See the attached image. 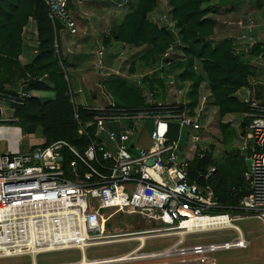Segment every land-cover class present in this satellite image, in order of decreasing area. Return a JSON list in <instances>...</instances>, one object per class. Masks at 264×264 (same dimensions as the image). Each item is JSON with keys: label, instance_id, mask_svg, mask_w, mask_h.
Returning <instances> with one entry per match:
<instances>
[{"label": "built area", "instance_id": "1", "mask_svg": "<svg viewBox=\"0 0 264 264\" xmlns=\"http://www.w3.org/2000/svg\"><path fill=\"white\" fill-rule=\"evenodd\" d=\"M45 2L54 25L61 22L64 30L76 35L77 22L71 15L69 0ZM160 24V28L175 29L169 15H164ZM224 25L241 32L239 42L235 41L233 55L240 60L247 59L260 43L252 37L257 26L243 19L226 20ZM181 46V40L176 36L167 56L173 55ZM98 56L95 69L105 70L102 50ZM261 58L264 59L260 56L255 61ZM102 76L97 87L111 99L105 107H91L86 103L77 105L71 87L68 92L75 108L78 133L88 140L83 150L70 142L57 141L48 146L37 144L24 153L6 151L0 154V259L29 256L34 264L40 254L73 249L80 250L82 258H86L85 249L88 247L108 245L105 243L112 239H134L144 233H147L145 245L147 240L179 237L176 243L179 245L173 251L168 249L175 244L162 251L167 253L163 257H192L195 264H217L211 256L217 251L246 249L249 242L242 231L237 226L232 229L227 225L235 226L232 222L243 219L241 216L245 213L264 224V102L258 98L257 85L250 81V86L243 88L246 94L240 99L249 109L242 114L241 126L246 125V132L242 136L244 144L238 146L248 163L245 181L249 195L235 207L236 214H226L218 212L224 207L215 200L210 185L201 186L190 180L192 161L197 156H205V151L200 148L202 137L199 133L204 131L203 119L210 97L200 93L199 105L192 115L188 104L168 105L156 98V92L148 90L146 106L134 110L118 106L104 88L103 81L112 77L124 78L122 73L106 70ZM144 79L145 76L138 81L140 86H145ZM177 85L179 82L174 76L166 77L167 88ZM182 90L185 92L182 87L180 94ZM78 93L84 94L83 91ZM30 96L23 93L11 97L0 93V101L22 105ZM79 108L93 114V119L87 122L80 119ZM236 116L229 115L225 122L234 127ZM147 121L153 123L152 145L148 149L137 148V140L143 135ZM1 122H5L2 109ZM108 123L115 125L117 131L109 130ZM174 127L179 129L177 139L172 138ZM183 141H187L188 146H184ZM215 173L216 167H210L200 177L208 182ZM113 208L139 212L144 219L155 221L162 228L106 234L102 231L105 210ZM188 223L191 227L186 225ZM221 230L235 231L238 237L231 242L183 247L187 235ZM172 231L187 234L174 236L177 232ZM240 235L242 242L233 244ZM138 242L136 249L142 245L141 241ZM150 254L141 255L139 259ZM113 258L117 257L91 261Z\"/></svg>", "mask_w": 264, "mask_h": 264}, {"label": "trees", "instance_id": "2", "mask_svg": "<svg viewBox=\"0 0 264 264\" xmlns=\"http://www.w3.org/2000/svg\"><path fill=\"white\" fill-rule=\"evenodd\" d=\"M167 1L172 9L174 31L169 27L160 28L149 19L158 8L159 0H139L122 23L105 36V45L110 47L115 42L141 50V60L149 69L156 70L152 75L145 76V88L156 92L159 100L165 98L167 69L159 67L158 62L161 60L165 66L173 65L171 69L180 72L177 81L183 87L189 86L190 103L187 107L192 115L199 104L201 87L207 83L212 105L218 110L222 143L236 146L238 131L225 119L229 115H242L249 111L236 93L249 87L252 79H257L258 72L253 63L260 56L264 58V44L258 43L247 59L240 60L233 55V38L227 37L218 43L213 41L217 22L210 15L217 14L220 9L213 4L217 0ZM31 20L37 26L38 52L31 63L23 65L20 57L24 29ZM63 29V23L56 22L54 25L49 18L45 0H0V93L18 97V91L11 88L19 86L24 93L31 95L22 105L11 104L14 120L8 124L12 127L29 135L40 132L44 140L41 146L67 141L83 150L88 140L78 133L75 108L68 96V64L60 52L59 32ZM176 36L182 46L173 55L167 56L166 52ZM130 73L133 75L135 71L132 69ZM103 84L118 106L134 110L146 106L143 89L130 84L127 79L112 77ZM32 93L50 94L52 97L43 100ZM258 98L261 97L258 95ZM78 113L84 122L93 119V114L82 108ZM245 132L246 125H242L240 138ZM210 167H216V173L206 182L200 174L206 173ZM189 169L192 183L212 187L215 200L224 207L219 213L236 214L235 207L249 195L245 181L248 163L239 151L227 153L221 164L214 161L212 152H205L204 158L197 156Z\"/></svg>", "mask_w": 264, "mask_h": 264}, {"label": "rangeland", "instance_id": "3", "mask_svg": "<svg viewBox=\"0 0 264 264\" xmlns=\"http://www.w3.org/2000/svg\"><path fill=\"white\" fill-rule=\"evenodd\" d=\"M85 0H70V12L71 15L76 12H88L87 9H85V2L83 5H79L77 2ZM257 0H251L250 2L244 1V0H217L213 4L218 5L220 7L217 14H212L210 17H213L215 19H221V21L226 20H236V16L232 11L233 7H237V11L241 12L244 10V14L240 13V19H243L246 23H254L256 27V32L252 34V37L264 44V1H258L260 3L259 8L256 10V2ZM101 4L104 3V1L100 2ZM123 4V0L120 1V4ZM253 3L254 6H251ZM163 5L166 6L165 1L161 2V6L163 9ZM251 6V8H250ZM103 6L97 8L100 12L104 11ZM122 7V6H121ZM254 10V11H253ZM249 11H252L251 13ZM255 13V14H254ZM85 19H90L91 15H87ZM222 22V23H223ZM220 23V24H222ZM174 28L175 24L172 22ZM218 26V24H217ZM220 26V25H219ZM223 27V26H221ZM224 32L221 34H218L217 37L213 38L214 42H219L222 40L223 36L225 35V27ZM230 31L234 32L238 30L237 28H228ZM227 29V30H228ZM67 30H61L59 32V40L60 43H63L64 34ZM241 33V32H240ZM109 35V34H108ZM107 35V36H108ZM106 36V35H105ZM104 36V38H105ZM105 41V39H103ZM100 41V40H99ZM35 45V43H34ZM102 51L104 53V57L106 56H112V63L116 65V70L119 71L122 70V75L128 78V76L131 75L130 69L132 67V58L136 57L142 54L141 50H138L134 55L131 54V51L122 49L118 47L113 48V51H110V47H102ZM98 49L97 46H93L91 48V57H92V63L94 67L95 61L99 58L98 56ZM64 58L65 54L63 51ZM103 57V59H104ZM121 57L120 59H118ZM95 60V61H94ZM67 62V61H66ZM104 62V61H102ZM159 67L164 66L166 70V77L170 78L173 75H176L175 73L172 74L169 71H174L177 73H180L177 70L171 69L173 65L165 66L163 64V61H159ZM68 68H67V76L70 81V87L74 93V99L77 105H81L82 103H86L87 105L91 107H105L109 104V101L111 100L110 97L105 93H103V90L100 88H96V95L91 96L90 100H88L83 94H79L78 90L81 87L80 81H77V74L78 71L72 67V61H68ZM132 64V65H131ZM136 64V63H135ZM258 72V81L264 85V59H259L253 63ZM134 66V65H133ZM153 71V70H152ZM147 74L144 72H140L137 75L131 76L130 80L128 82L130 84H133L134 86H138L139 88L143 89L144 98L145 94L148 91L145 86H140L138 84V81L141 80L144 76ZM11 88V87H8ZM22 87H19L17 89L11 88L13 91H18L19 94H23L24 92L21 90ZM182 88L180 85H177V87L169 89L166 87L165 89V98L162 99V101L168 105H176V104H188L189 105V99L187 98L186 92H183L180 94L179 89ZM264 88V86H263ZM108 93V92H107ZM34 96H38L43 100H48L52 97L50 94H43V93H32ZM110 96L114 98L111 94ZM264 102V101H263ZM199 105V104H198ZM208 105L210 106V111H208L203 119V128L204 131L200 132V136L202 137V141L200 143L201 150L205 152H212L214 156V161L217 164H221L224 161V158L227 156V153H236L240 152L242 155V152L239 150L238 146H241L244 144V141L242 138H240V132H241V121L243 118V115H237L236 116V122L234 125V128L238 131L239 138L236 143V146H230L222 143V137L219 131V121H218V110L215 108L212 104H210V101L208 102L206 108H208ZM0 109L3 111V119H5V122L0 123V154L6 151H12V152H26V150L32 148L33 146L37 144H41L43 142V138L41 137V133L38 132L35 135H29L24 134L21 129L14 128L10 124V120L13 119V110L11 107V104L8 102L0 101ZM125 125V123H123ZM109 130H116L117 127L112 124L106 125ZM153 129V123L152 121H147L145 124V131L143 132V135L137 140V148H144L148 149L151 147L152 142L150 139V133ZM189 132L188 130H185V136ZM137 133V131H136ZM179 134V129L177 127H174L172 138L177 139ZM107 143V140L104 139ZM186 140V138H185ZM184 146H188L187 141H183ZM127 211L123 212L122 210L118 208L113 209H106L105 210V219L104 224L102 227V231L109 235H115V234H124V233H133V232H143L148 231L151 229L156 228H162V225L155 222V221H148L142 217V215L139 212L136 213H130L129 209H126ZM250 213H245L241 217L243 219L238 221H233L232 223L237 226L243 233L246 241L249 242V246L246 249H231L227 251H217L212 256L213 259L216 260L217 264H264V224L262 221L250 217ZM177 232V231H172ZM183 232V231H181ZM181 232H178L176 234H179ZM174 234V236H177ZM147 236V235H145ZM182 236V235H179ZM238 237V234L235 231L232 230H221V231H215V232H208V233H199V234H191L185 236V243L183 247H193L195 245H202V244H211V243H225V242H231L235 240ZM151 238V237H150ZM135 239V238H134ZM243 238L240 236V238L237 240H242ZM110 240V239H109ZM118 240V239H117ZM130 240V239H128ZM132 240V239H131ZM179 241V237H170V238H159V239H152L147 240L145 248L143 247L133 251L136 249L139 245L138 241L135 242H120V241H114L110 243L114 244H108V245H102V246H92L85 249V256L86 259H88V262H91V260H97V259H105V258H112V257H118V256H128L133 254L134 252H138L140 249L141 252L136 253L135 257H140L141 255L150 254L148 256H145L147 258L154 257L150 259H136V260H130L125 262H119L114 264H195L196 262L192 260V257H160L155 258L159 255H162L164 250L170 248L172 245L176 244ZM120 242V243H118ZM236 242V241H234ZM233 242V243H234ZM176 248L177 246H173L172 248ZM172 248L168 249L171 250ZM131 251H133L131 254ZM156 252V253H155ZM122 257V256H121ZM134 257V256H133ZM82 253L80 250L73 249V250H66V251H60V252H54V253H44L40 254L36 257L37 264H70L75 263L78 264L81 262ZM115 258V259H119ZM183 260H186V262H182ZM78 262V263H77ZM0 264H33V261L31 257H13V258H2L0 259Z\"/></svg>", "mask_w": 264, "mask_h": 264}, {"label": "crops", "instance_id": "4", "mask_svg": "<svg viewBox=\"0 0 264 264\" xmlns=\"http://www.w3.org/2000/svg\"><path fill=\"white\" fill-rule=\"evenodd\" d=\"M101 1H104V3L101 4L100 3ZM120 1L121 0H85L84 1L85 9H87L88 12L86 13L85 12H79V13L75 12L74 15L72 14V17L77 22V29H78L77 34L71 35L68 31H65L63 43L61 44L59 40L62 59L67 62L72 61V64H71L72 67H74L78 71L77 81H80L81 83V87L79 88L78 92L83 91L84 92L83 95L88 100H90V97L92 95L93 96L96 95L95 90L97 88V84L101 80H103L102 72L104 73L106 70L107 71H117L116 65L112 63L111 55L107 57L105 56L103 59L105 70L99 71L95 69V66L93 67V64H91L92 63L91 48L93 46H97L98 51H101L103 49L102 47L106 46L105 41L103 40L104 36L110 34L112 29H114L116 26H119L122 23L125 16H127L130 12H132L135 9L139 0H123L124 2L123 4L122 3L120 4ZM162 1L163 2L165 1V4H166V6L163 5V9L161 6ZM244 1H247V0H244ZM84 2L78 1L77 3L82 6ZM248 2H250V0H248ZM257 3H260V2L258 1L255 2V4L257 5L256 10L259 8V5L261 4V3L260 4H257ZM250 4H252L251 6L255 5L253 3H250ZM101 5L103 6L102 8H104V11L102 12H100L97 9L98 7L100 8ZM237 7L236 6L233 7L232 11L235 14L234 16H236L235 19H240L241 18L240 13L244 14V10H242L241 12H238ZM171 12H172V9L170 8L168 1L159 0L158 8L152 14H150L149 19L153 21L155 24L158 25L159 23V25H161L160 24L161 18L164 15L171 16ZM249 12L251 13L252 11H249ZM87 15H91L92 20L85 19ZM212 19H214L218 24L217 31H216V37L218 34H221L224 32L223 27H225L226 29L225 35L222 38L224 39V38L230 37V38H233L234 41L239 42L238 38L241 34L240 31L236 30L232 32L224 25V22L221 21V19L219 18L215 19L213 17ZM254 32H256V30H254ZM38 45H39V42H38L37 26H36L35 21L31 20L28 26L24 29L23 52H22V56L20 57V60L23 65L29 64L33 61V59L35 58L38 52ZM112 47L113 48L118 47V49L121 48V50L126 48V50L131 51L132 55L138 52V49H134L130 46H124L122 44H117L115 42H113L112 45L110 46V51H113ZM63 51L65 54V58H64V55H62ZM120 58L121 57H119L118 59ZM131 58L133 60L132 64L134 65L133 67V65L131 64L132 65L131 68L135 71V74L133 75L131 74L130 76H128L127 78L128 80H130L131 76L137 75L140 72H144L148 74L150 71H152L141 60L140 55L134 58L133 57ZM132 69H130V71ZM119 71L122 73V70L119 69ZM175 74L176 75H173V76L176 79L179 73L175 72ZM124 79H126V77H124ZM251 83L257 85L256 89H257L258 95L261 97L260 99L264 101V88H263L264 85L261 84L258 81V79H252ZM179 85L182 86L180 83ZM183 88L188 98L187 92H189V86L185 85ZM200 93L201 94L204 93L208 97H210V104H212L211 92H210L209 85L207 83L202 85ZM245 94H246L245 90L241 89L236 93V97L241 99V97H243ZM208 111H210L209 105L207 108V112ZM34 264H37V262L35 261ZM102 264H111V263H102Z\"/></svg>", "mask_w": 264, "mask_h": 264}, {"label": "bare ground", "instance_id": "5", "mask_svg": "<svg viewBox=\"0 0 264 264\" xmlns=\"http://www.w3.org/2000/svg\"><path fill=\"white\" fill-rule=\"evenodd\" d=\"M200 220H198V223H200L199 222ZM186 225H189V223L188 224H186ZM197 226H200V225H198L197 224ZM188 227H191V225H189ZM227 227H230V228H232V229H237L236 228V226H233V225H231V226H229V225H227ZM199 230H201V231H204L205 229H199ZM178 233V232H177ZM149 234H154V233H149ZM176 234V233H175ZM187 233H185V232H181V233H179V234H176L177 236H179V235H186ZM145 235H147V233H144V234H140V235H136L135 237V239H130V240H117V239H112L111 240V242H114V240L115 241H120V242H125V241H141L142 242V245L139 247V248H141V247H145L144 245H145V241H146V239H147V237L145 236ZM241 236V235H240ZM155 237H161V236H155ZM242 237V236H241ZM152 238V237H151ZM243 240V239H242ZM242 240H239V241H236V242H234L233 244H236V243H238V242H242ZM120 242H118V243H120ZM105 244H114V243H105ZM179 244H175L174 246H178ZM138 248V249H139ZM173 249H175V247L174 248H172L171 250H169V251H173ZM135 250H137V249H135ZM134 250V251H135ZM141 250V249H140ZM139 250V251H140ZM138 251V252H139ZM137 251L136 252H134L133 254H131V255H128V256H123L122 255V257L121 256H119L120 258L119 259H115V258H113V259H111V260H109V261H102V262H88L87 261V259L85 258V257H83L82 258V260H81V262L80 263H78V264H102V263H119V262H127V261H130V260H136V259H139L140 257H135V255H136V253H138ZM164 254H167L166 252H164L162 255H159V256H157V257H162ZM134 256V257H133ZM157 257H155V258H157ZM118 258V257H117ZM147 258V257H146ZM146 258H144V259H146ZM149 258H154V257H149Z\"/></svg>", "mask_w": 264, "mask_h": 264}, {"label": "water", "instance_id": "6", "mask_svg": "<svg viewBox=\"0 0 264 264\" xmlns=\"http://www.w3.org/2000/svg\"><path fill=\"white\" fill-rule=\"evenodd\" d=\"M169 61V59H167V62Z\"/></svg>", "mask_w": 264, "mask_h": 264}]
</instances>
